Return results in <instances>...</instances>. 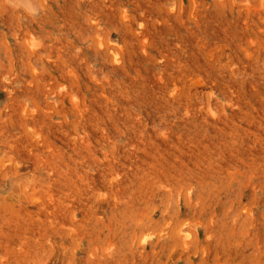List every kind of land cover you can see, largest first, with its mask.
<instances>
[{
  "label": "rangeland",
  "instance_id": "1",
  "mask_svg": "<svg viewBox=\"0 0 264 264\" xmlns=\"http://www.w3.org/2000/svg\"><path fill=\"white\" fill-rule=\"evenodd\" d=\"M0 264H264V0H0Z\"/></svg>",
  "mask_w": 264,
  "mask_h": 264
}]
</instances>
